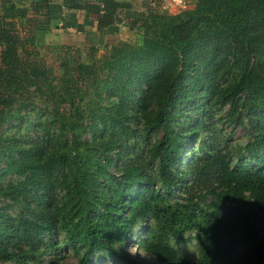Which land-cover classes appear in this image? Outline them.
<instances>
[{
    "label": "trees",
    "instance_id": "trees-1",
    "mask_svg": "<svg viewBox=\"0 0 264 264\" xmlns=\"http://www.w3.org/2000/svg\"><path fill=\"white\" fill-rule=\"evenodd\" d=\"M157 5L68 0L100 37L72 49L41 38L49 0H0V264H139L134 239L157 264H190L187 240L194 264H264V0ZM119 26L136 39L104 42Z\"/></svg>",
    "mask_w": 264,
    "mask_h": 264
},
{
    "label": "rangeland",
    "instance_id": "rangeland-1",
    "mask_svg": "<svg viewBox=\"0 0 264 264\" xmlns=\"http://www.w3.org/2000/svg\"><path fill=\"white\" fill-rule=\"evenodd\" d=\"M190 0H180V4L176 5V8L179 9H174V8H169L167 5L166 0H159V5H157V9H159L160 12H165V13H178L181 10H184L181 8L182 2L184 3V6L188 7ZM190 6V5H189ZM189 8V7H188ZM192 8V6H191ZM189 8V9H191ZM43 42L46 44H49L51 46H59V45H66L71 47L72 49H84L85 48V43L87 42L80 36H67L63 39L65 42L64 44H56L55 42L57 41L56 39L59 38L55 34H51L50 32L45 34L44 37L41 36ZM86 39H88L86 37ZM136 39V33L130 32L125 28H121L120 34H117V37L114 39H109L108 43L114 44L117 43L118 41H131L133 42ZM103 51H99V55H102ZM41 56L45 58L49 63H52V54L51 53H46L45 51H41ZM225 133H228V130L225 131ZM229 142H236V143H243L246 141V137L244 136V130L242 128H237L235 132L231 135V138L228 140ZM143 227V226H142ZM141 227V228H142ZM140 228V229H141ZM136 234H139L137 232ZM135 239L134 240H129L127 242V247L125 248V254H126V260H131L135 261L136 263L139 264H157L154 258L143 251L137 249L135 245ZM178 253L179 255L185 257L190 264H194L197 260V248L195 246V243L193 241H185L182 243L178 248ZM65 252V250L63 251ZM67 253V251H66ZM125 260L120 258L118 256V252L115 253H110L107 256H104L102 258H99L94 261L95 264L97 263H102V264H125ZM74 262V259L71 257H67L65 261L62 262H55L53 264H70ZM48 264V263H46Z\"/></svg>",
    "mask_w": 264,
    "mask_h": 264
},
{
    "label": "crops",
    "instance_id": "crops-1",
    "mask_svg": "<svg viewBox=\"0 0 264 264\" xmlns=\"http://www.w3.org/2000/svg\"><path fill=\"white\" fill-rule=\"evenodd\" d=\"M52 5L58 7L60 9L61 16H63L62 22L56 21L53 26L50 27L51 34L57 35L56 44H64L65 42L63 39L67 36H80L84 40L89 41L91 37H95L97 40H100L99 33L96 30V15L89 14L86 18L85 11L82 9H70L68 7V0H49ZM118 2L130 3L132 8L136 11H144L148 6L150 0H116ZM167 5L169 8H176V5L180 4V0H166ZM170 2V3H169ZM185 2H182L181 8L189 9L191 6L193 7L192 0L188 3V7L184 6ZM179 9V8H176ZM121 28H125L123 26H119V30L114 36L106 35L103 36L104 42L108 41L109 39H114L117 37V34H120ZM86 37L88 39H86Z\"/></svg>",
    "mask_w": 264,
    "mask_h": 264
},
{
    "label": "built area",
    "instance_id": "built-area-1",
    "mask_svg": "<svg viewBox=\"0 0 264 264\" xmlns=\"http://www.w3.org/2000/svg\"><path fill=\"white\" fill-rule=\"evenodd\" d=\"M174 0H172V2H173ZM170 3V2H169ZM150 7H155V3L152 1L151 3H150Z\"/></svg>",
    "mask_w": 264,
    "mask_h": 264
}]
</instances>
